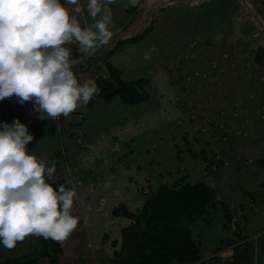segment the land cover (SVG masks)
Instances as JSON below:
<instances>
[{
	"label": "crops",
	"instance_id": "1",
	"mask_svg": "<svg viewBox=\"0 0 264 264\" xmlns=\"http://www.w3.org/2000/svg\"><path fill=\"white\" fill-rule=\"evenodd\" d=\"M152 1L139 0L140 6L144 5L143 8L130 12L129 0H116L108 5L113 22L110 30L115 34L125 28L120 34L124 38L139 34L154 18L147 37L117 50L109 61L114 66L112 60L117 55L131 48H138L134 53H143L145 61L159 64L158 68H164L168 75L174 71L171 79H180V84L173 83L178 88V96L181 94L184 102L189 101L185 107L187 113L190 110L197 112L196 115H191L194 116V124L197 122V126L209 127L205 123L206 119L211 121L213 127L209 138L222 140L223 147L217 148L214 154L220 151L224 153L223 167L219 168L216 177H209V180L215 187L218 199L226 204L233 222L238 225L237 233L232 227H225L226 221L220 205L210 208L212 220L209 225L201 219L191 226L193 241L200 246L203 255V260L195 264H236L235 252L245 246L242 244L244 242L238 240L253 236L255 240L247 244L255 242L262 248L259 260L260 264H264V44L260 41L252 53L249 51L255 39L253 22L244 19L236 25L241 8H233L234 0H211L205 4H201L200 0H166L159 16L152 13L150 15V11L145 10L147 6H153ZM65 6L70 10L74 7L66 3ZM77 18L81 27H90L95 23L87 8L77 14ZM99 18L98 16L97 19ZM68 46L74 47L73 61L81 63L85 60L87 55L79 51L78 45ZM129 54L128 52L126 57L122 56V59L130 61L127 58ZM172 62L177 65L174 67ZM206 63L208 67L205 70L203 65ZM148 81L150 84L149 79ZM184 87L190 88L189 92L188 88L187 92H183ZM191 89H194L197 97L196 103L192 102L194 92L191 93ZM115 100L119 99L112 101ZM26 103L29 105L23 108L29 106L34 109L30 102ZM207 108L209 113L205 118L201 117L198 110ZM214 114L219 117L212 120ZM35 115L37 122L50 120L44 113L35 112ZM216 147L214 146L215 149ZM232 162L239 163L240 172H233L230 167ZM72 164L73 167H78L75 158ZM68 188H73V184H69ZM243 191L252 196L253 209ZM74 201L72 215L81 219L66 245L61 247L59 264H107L111 259L110 249L105 255L106 262L98 263L97 259L105 244L102 238L108 232L100 229L93 219L85 227L83 217L87 210L80 208L82 204L77 201L76 196ZM87 214H91L90 211ZM236 242L238 243L233 248L228 249V243ZM259 243L262 244L259 246ZM39 248L40 244L35 236L17 243L13 250L0 244V261L22 256ZM216 252L221 253L214 256ZM239 258L242 261V256ZM244 262L250 264L248 259ZM253 262L259 263L256 259ZM39 264L49 263L42 260Z\"/></svg>",
	"mask_w": 264,
	"mask_h": 264
},
{
	"label": "rangeland",
	"instance_id": "2",
	"mask_svg": "<svg viewBox=\"0 0 264 264\" xmlns=\"http://www.w3.org/2000/svg\"><path fill=\"white\" fill-rule=\"evenodd\" d=\"M164 1L166 0H153V6H147L145 10L157 11L159 16L165 6ZM79 2L84 9L87 8V0H79ZM234 3L233 8L238 10L241 7L239 0H234ZM116 45L117 40L110 42L105 47V51L101 52L102 55L104 56L109 48ZM66 47L71 51V59L75 58L74 47L70 48L68 45ZM136 50L138 48H131L117 55L112 62L121 72V78L125 82L138 79L150 80L146 89L149 94L147 101L130 106L120 100L112 102L99 100L89 105L90 100L86 106L81 105L63 119L64 140L69 157L73 160L75 158L78 162V167L70 164V175L66 179L68 184L65 187L68 188L69 184H73L77 201L82 204L80 208L84 207L87 210L85 215L88 221L93 219L99 224L100 229L109 233L108 241L99 252L98 263L106 262L105 255L109 249L111 250L109 255L112 257L110 241L120 240L121 228L127 223L123 217L112 220L111 211L114 206L123 203L131 211H135L146 198L145 193L154 197L160 187H170L184 175L188 176L189 184L205 182L214 189L209 177L218 175L225 159L222 151L214 154L217 148L223 147V144L222 140L209 138L213 126H197V122L194 124L192 120L194 116L191 117L197 112L193 113L190 110L187 113L185 107L188 106L189 101L184 102L181 94L178 96V88H175L174 84H180V79H171L173 75L171 73L174 71L168 75L164 68H158L159 64L154 65L153 62L145 61L143 53H134ZM128 52L130 54L127 58L130 61L126 58L122 59V56L126 57ZM172 65L175 67L177 64L172 62ZM91 66L89 65L90 69ZM203 67L206 70L208 64ZM187 88L184 87L182 91L187 92ZM189 90L190 88L188 92ZM193 92L194 89H191V93ZM196 99L194 92L192 102L196 103ZM25 105L29 104L25 103L21 106L16 102L15 97L0 101V122L11 124L18 118L27 127L36 123V115L33 120L24 118ZM208 109L198 110L200 116L205 118L209 113ZM218 117V114H214L212 120ZM207 121L206 119V124ZM116 145H119L118 151H114ZM214 146H217L216 149ZM188 148L191 152L198 153L196 159L189 156L186 150ZM58 150L59 144L52 132L27 147L28 154L45 161L48 167L55 164L56 172L53 177L51 179L46 177L48 183L63 178V164ZM203 160L206 164L205 169L200 164ZM239 166V163L232 162L230 167L234 173H238ZM179 170L181 172H178ZM206 171L208 177L203 176V172ZM109 182L111 186L106 188L105 184ZM246 193L243 191L245 196ZM92 209L94 210L91 211ZM89 211L91 214H87ZM253 238L254 236L250 239L238 240L244 242L242 244L245 246L236 250V264H246L245 259H248L250 264L256 259L260 264L259 256L262 248H259L255 242L247 244L255 240ZM237 243H228V249L233 248ZM260 244L262 243H259V246ZM216 253L214 256H219L221 252Z\"/></svg>",
	"mask_w": 264,
	"mask_h": 264
},
{
	"label": "clouds",
	"instance_id": "3",
	"mask_svg": "<svg viewBox=\"0 0 264 264\" xmlns=\"http://www.w3.org/2000/svg\"><path fill=\"white\" fill-rule=\"evenodd\" d=\"M115 2L87 0L95 23L81 27L77 14L84 8L79 0H65L74 6L71 10L61 0H0V101L15 97L21 106L31 102L36 113L52 120L86 106L97 85L92 80L79 83L66 45L76 44L88 56L107 45L113 34L108 5ZM129 4L135 7L139 0ZM33 140L18 118L11 124L0 122V244L8 250L32 236L64 247L81 219L72 215L75 189L63 184L57 189L47 182L55 164L48 167L28 154ZM83 223L87 227V216Z\"/></svg>",
	"mask_w": 264,
	"mask_h": 264
},
{
	"label": "trees",
	"instance_id": "4",
	"mask_svg": "<svg viewBox=\"0 0 264 264\" xmlns=\"http://www.w3.org/2000/svg\"><path fill=\"white\" fill-rule=\"evenodd\" d=\"M209 1L211 0H200L201 4ZM61 3L65 4V0H61ZM239 5L242 14H238L236 25H239L238 23L244 19L253 22L255 39L251 43L250 52L252 53L257 43L262 41L264 44V0H239ZM143 6H140L139 3L135 7L130 6L128 11H136L139 8L142 9ZM148 11H150V15L151 13L158 14L157 11L150 9ZM153 22L154 18L139 34L129 38L120 35L125 28L121 32L113 34L110 42L117 40V45L109 48L104 56L101 52L105 51V47L110 42L97 48L95 54L87 56L83 62L74 61L72 71L79 83L83 84L92 80L97 85V93L91 102L89 101V105L97 100L108 102L119 99L127 105L134 106L148 100L149 94L146 90L149 84L148 79L123 81L121 72L110 63L109 59L117 50L126 45L138 43L147 37ZM89 65H92L91 69ZM207 125L211 126L212 122L208 120ZM28 129L34 136V140L28 144L30 145L51 132L53 133L55 126L51 119H44L29 125ZM186 150L191 158H197L198 153L191 152L189 148ZM200 164L205 169L204 160L200 161ZM212 169L216 172L214 168ZM203 176L208 177L207 171L203 172ZM187 178L188 176L184 175L170 187H160L154 197L145 193L144 203L135 211H131L123 203L112 209L111 218L113 221L123 217L127 223L120 231V240L110 241L113 254L107 264L198 263L203 259V255L200 246L193 241L191 226L201 219L209 225L212 220L209 209L217 204L223 209L225 227L228 229L232 227L237 233L238 225L233 222V216L227 210L226 204L218 199L213 187L205 182L189 184ZM67 183L66 179L61 178V180L53 181L50 184L58 189L59 185L66 186ZM246 196L249 198L251 207L254 208L252 196L247 193ZM108 237L109 233L104 234L102 241L106 243ZM37 240L40 244L38 250L2 260L0 264H39L42 260H47L49 264H59L62 255L61 246L51 239L45 240L42 236Z\"/></svg>",
	"mask_w": 264,
	"mask_h": 264
},
{
	"label": "built area",
	"instance_id": "5",
	"mask_svg": "<svg viewBox=\"0 0 264 264\" xmlns=\"http://www.w3.org/2000/svg\"><path fill=\"white\" fill-rule=\"evenodd\" d=\"M24 118L27 120H33L35 118V112L32 107H26L23 112ZM63 119L64 116L61 115L57 120H52L55 126V129L53 133L55 134L58 144H59V150L58 153L60 155V158L62 160L63 164V178L67 179L69 178L70 175V164H72L70 157H69V152L66 148L65 145V140H64V125H63Z\"/></svg>",
	"mask_w": 264,
	"mask_h": 264
}]
</instances>
